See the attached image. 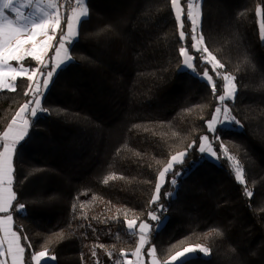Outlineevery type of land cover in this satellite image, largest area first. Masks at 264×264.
<instances>
[{
    "label": "trees",
    "instance_id": "16d2710c",
    "mask_svg": "<svg viewBox=\"0 0 264 264\" xmlns=\"http://www.w3.org/2000/svg\"><path fill=\"white\" fill-rule=\"evenodd\" d=\"M87 6L89 16L69 47L72 61L43 90L48 111L13 160V190L25 205L12 213L14 230L22 227V245H32L26 259L34 264L30 253L45 246L56 257L47 264H114L121 252L134 251L138 238L126 232L125 213L149 219L159 171L195 141L176 165L183 174L175 196L166 195L170 183L161 189L158 204L168 216L163 212V225L151 233L157 256L165 260L202 244L211 255L190 257L189 264H264V40L255 14L257 6L264 13V0L202 3L205 42L222 71L236 78L235 101L227 103L240 123L218 135L243 165L245 185L225 159L202 160L198 151L217 100L199 77L204 64L195 61L196 74L183 69L170 0H87ZM24 63L36 67L30 58ZM210 74L222 94L223 81ZM27 83L19 77L15 92L0 91V132L30 98ZM213 229L222 235L205 238Z\"/></svg>",
    "mask_w": 264,
    "mask_h": 264
},
{
    "label": "snow or ice",
    "instance_id": "6c2138e0",
    "mask_svg": "<svg viewBox=\"0 0 264 264\" xmlns=\"http://www.w3.org/2000/svg\"><path fill=\"white\" fill-rule=\"evenodd\" d=\"M65 3H71V0H65ZM202 3L203 0H170L179 33L181 46L178 51L182 58V66L195 71L196 60L204 64L205 69L201 79L206 80L217 100L211 119L205 121L208 134L199 138L198 151L202 155H209L215 159H225L229 163L235 180L240 185H245L243 165L236 156L229 153L218 135L220 130L226 129L229 125L240 123L232 115L227 103L235 101L236 78L222 71L225 65L213 51L209 50L205 42L201 28ZM64 6L65 4L60 0H0V91L15 92L17 78L26 76L28 83L24 96L30 97L15 112L6 129L0 132V264H8L9 260L10 264H30L25 257V252L26 249H31L32 245L30 243L22 245V227L19 231L14 230L12 213L24 211L25 205L18 203L17 194L13 190L15 171L13 160L18 146L28 137L29 130L39 114L48 111L42 108L43 90L48 89L58 70L72 61L69 46L78 37L79 26L89 16L86 0H74V6L67 14L61 11ZM255 14L261 18L260 36L264 40V13L260 6L255 8ZM186 23L189 26L187 29ZM50 51H54L53 56H49ZM29 58L36 62V67L26 66L24 62ZM13 61L16 62L15 65ZM210 71L223 81L222 94L217 95V81L214 80ZM217 143H219V151L216 149ZM195 146L196 142L193 141L185 151L171 155L168 163L159 171L154 194L149 201L150 210L147 221H139L138 217L127 219V213H125L126 232L138 238L137 246L131 253L121 252V259L116 260L114 264H145V256L148 257L149 264H189V255L211 253L209 247L196 244L182 247L161 261L158 259L155 245L150 243L151 230L153 227L158 228L162 223L160 216L165 211L163 206L158 204L161 189L165 183L176 186V177L183 174L176 171V165H182L188 151ZM169 174H171L170 180ZM116 178L115 174L109 175L104 183L107 184ZM244 194L247 197L253 196V192L247 187ZM166 195L171 197L172 193L168 192ZM14 202H17L15 208ZM151 205H157V210H151ZM80 207L83 208L84 205ZM149 221L156 223L153 225ZM221 235L219 229H213L205 233V238ZM56 236L58 239H63V233H57ZM23 239L28 238L23 236ZM96 247L104 248L105 246L102 244L94 246L92 249L94 257ZM108 255L111 256L112 253L109 252ZM128 255L134 259H127ZM48 259L55 260L56 257L49 256V249L46 246L41 251L30 253V261L34 264H42V262L47 264Z\"/></svg>",
    "mask_w": 264,
    "mask_h": 264
},
{
    "label": "rangeland",
    "instance_id": "374dc122",
    "mask_svg": "<svg viewBox=\"0 0 264 264\" xmlns=\"http://www.w3.org/2000/svg\"><path fill=\"white\" fill-rule=\"evenodd\" d=\"M259 19H260V22H259V23H261V18H259ZM12 63L15 65L16 62L13 61ZM62 68H63V67H62ZM194 68H195V71L183 67L184 70L189 71L190 73L196 74V66H195V62H194ZM226 74H228V73H226ZM201 76H202V74L199 75L200 78H201ZM25 77H26V76H25ZM18 78H19V77H18ZM203 80H204V79H203ZM228 127H232V125H229ZM210 138H211V137H210ZM200 154H201V153H200ZM201 155H202V154H201ZM202 156H205L206 158H208V159L211 160V161H216L215 158H212V157H210L209 155H202ZM178 165H179V164H178ZM164 185H165V184H164ZM162 188H163V187H162ZM173 189H174V187L172 186L170 192H172ZM175 193H176V190H175ZM160 219H161L162 223L159 225L158 228H157V227H153L152 230H151V233H152L153 231L159 229V228L163 225L164 221H163V219H162L161 217H160ZM150 223L153 224V225H155L156 222H150ZM198 255H201V256H203V257H209V256L211 255V253H210L209 255H204V254H202V253H197V254L189 255L188 258H190V257H194V256H198ZM49 256H53V255H49ZM127 259H134V258L130 256V257H127ZM158 259H160V258L158 257ZM160 260H161V259H160ZM161 261H163V260H161ZM55 262H56V259H55V260H51V259H48V260H47V263H55ZM42 264H43V262H42ZM145 264H149V259H148L147 256H145Z\"/></svg>",
    "mask_w": 264,
    "mask_h": 264
},
{
    "label": "built area",
    "instance_id": "2783aa9c",
    "mask_svg": "<svg viewBox=\"0 0 264 264\" xmlns=\"http://www.w3.org/2000/svg\"><path fill=\"white\" fill-rule=\"evenodd\" d=\"M60 2L61 3H64L65 4V6L61 9V11L63 12V13H65V14H67L69 11H70V8L72 7V6H74V0H71V3H65V0H60ZM206 159V157L205 156H203L202 157V160H205ZM177 187H178V181H177V184H176V186L174 187V189L172 190V195H171V197L170 198H172V197H174L175 196V190H177ZM164 219H166L167 218V216H168V213H167V211H164Z\"/></svg>",
    "mask_w": 264,
    "mask_h": 264
},
{
    "label": "crops",
    "instance_id": "0c3cea01",
    "mask_svg": "<svg viewBox=\"0 0 264 264\" xmlns=\"http://www.w3.org/2000/svg\"><path fill=\"white\" fill-rule=\"evenodd\" d=\"M86 2H87V0H86ZM58 38V37H57ZM70 47V46H69ZM47 62V61H46ZM8 264H10V260H9V262H8Z\"/></svg>",
    "mask_w": 264,
    "mask_h": 264
}]
</instances>
